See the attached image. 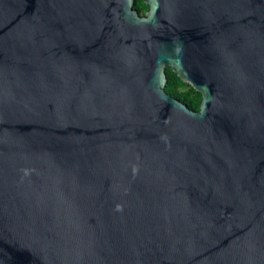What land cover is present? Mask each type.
<instances>
[{
	"label": "water",
	"instance_id": "1",
	"mask_svg": "<svg viewBox=\"0 0 264 264\" xmlns=\"http://www.w3.org/2000/svg\"><path fill=\"white\" fill-rule=\"evenodd\" d=\"M144 1L0 0V264H264V0Z\"/></svg>",
	"mask_w": 264,
	"mask_h": 264
},
{
	"label": "trees",
	"instance_id": "2",
	"mask_svg": "<svg viewBox=\"0 0 264 264\" xmlns=\"http://www.w3.org/2000/svg\"><path fill=\"white\" fill-rule=\"evenodd\" d=\"M134 7L143 15L149 8V5L144 0H136ZM166 74L168 79L165 87L166 91L182 100L190 108L198 110L202 100V93L196 90L190 83L182 80L171 67L166 69Z\"/></svg>",
	"mask_w": 264,
	"mask_h": 264
},
{
	"label": "flooded vegetation",
	"instance_id": "3",
	"mask_svg": "<svg viewBox=\"0 0 264 264\" xmlns=\"http://www.w3.org/2000/svg\"><path fill=\"white\" fill-rule=\"evenodd\" d=\"M148 9H149V8H148ZM148 9H147V10H148Z\"/></svg>",
	"mask_w": 264,
	"mask_h": 264
}]
</instances>
